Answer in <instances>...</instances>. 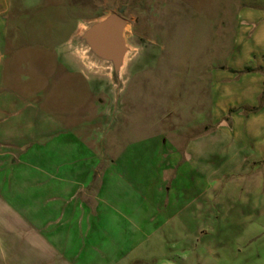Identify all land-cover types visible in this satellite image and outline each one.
Here are the masks:
<instances>
[{"label": "rangeland", "instance_id": "obj_1", "mask_svg": "<svg viewBox=\"0 0 264 264\" xmlns=\"http://www.w3.org/2000/svg\"><path fill=\"white\" fill-rule=\"evenodd\" d=\"M12 2L9 44L51 51L64 46L97 74L91 78L95 87L105 79L98 100L108 110L115 104L114 127L125 130L123 147L152 138L181 149L196 142L204 147L209 192L195 201L190 224L163 231L131 259L137 257L136 264H264V113L248 111L259 107L264 91V72H259L264 24L255 22L264 13V0ZM111 14L127 22L120 89L111 70L93 65L79 44L94 22ZM62 56L66 66L81 72L77 62ZM248 67L259 74L237 82L248 74L238 72ZM63 78L66 113H76L69 101L70 78ZM200 188L195 183V190Z\"/></svg>", "mask_w": 264, "mask_h": 264}, {"label": "crops", "instance_id": "obj_2", "mask_svg": "<svg viewBox=\"0 0 264 264\" xmlns=\"http://www.w3.org/2000/svg\"><path fill=\"white\" fill-rule=\"evenodd\" d=\"M12 3L0 0V264H136L141 246L186 229L208 194L204 147L165 138L123 147L115 104L98 100L108 82L95 87L97 74L64 46L9 44ZM66 75L76 113H66Z\"/></svg>", "mask_w": 264, "mask_h": 264}, {"label": "water", "instance_id": "obj_3", "mask_svg": "<svg viewBox=\"0 0 264 264\" xmlns=\"http://www.w3.org/2000/svg\"><path fill=\"white\" fill-rule=\"evenodd\" d=\"M120 14H111L94 22L79 39L93 65L111 70L118 89L121 88L120 75L128 53L125 42L127 22Z\"/></svg>", "mask_w": 264, "mask_h": 264}, {"label": "trees", "instance_id": "obj_4", "mask_svg": "<svg viewBox=\"0 0 264 264\" xmlns=\"http://www.w3.org/2000/svg\"><path fill=\"white\" fill-rule=\"evenodd\" d=\"M260 71H261V72H264V68L259 69V72H260ZM254 72H257V70L248 67V68H246V70H244V71H240V72H238V73H239V74H246V73H254ZM263 106H264V91H263V94H262V96H261V98H260V105H259V107L252 108V109H250V110H248V111H252V112H254V113H257V112L260 111V109H261ZM230 112L232 113V112H234V110H231ZM229 126L232 127L231 122H230Z\"/></svg>", "mask_w": 264, "mask_h": 264}]
</instances>
